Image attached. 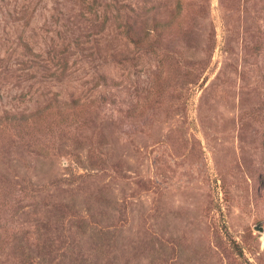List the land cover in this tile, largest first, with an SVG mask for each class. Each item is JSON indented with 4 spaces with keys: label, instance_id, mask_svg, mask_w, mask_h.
Wrapping results in <instances>:
<instances>
[{
    "label": "rangeland",
    "instance_id": "1",
    "mask_svg": "<svg viewBox=\"0 0 264 264\" xmlns=\"http://www.w3.org/2000/svg\"><path fill=\"white\" fill-rule=\"evenodd\" d=\"M0 264H264V0H0Z\"/></svg>",
    "mask_w": 264,
    "mask_h": 264
},
{
    "label": "trees",
    "instance_id": "2",
    "mask_svg": "<svg viewBox=\"0 0 264 264\" xmlns=\"http://www.w3.org/2000/svg\"><path fill=\"white\" fill-rule=\"evenodd\" d=\"M155 25L158 26V24L156 22H155ZM127 30L130 31V26L129 25L127 27ZM5 117H6L5 118L6 119V123L7 124H11V125H14L15 122H16V120H18L20 118H25L24 115L17 116L15 114H10V115L7 114ZM20 123H22V122H20ZM23 123H28V121L27 120H24ZM36 125H37V123L36 122H33V126L35 127Z\"/></svg>",
    "mask_w": 264,
    "mask_h": 264
}]
</instances>
